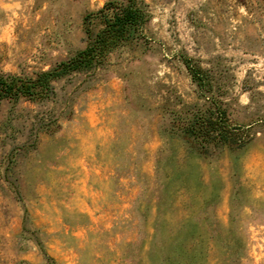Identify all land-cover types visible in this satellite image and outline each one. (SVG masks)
<instances>
[{
    "label": "rangeland",
    "instance_id": "1",
    "mask_svg": "<svg viewBox=\"0 0 264 264\" xmlns=\"http://www.w3.org/2000/svg\"><path fill=\"white\" fill-rule=\"evenodd\" d=\"M106 1L0 0V72L83 49ZM144 2V41L0 102V264H264V0ZM220 112L225 144L186 132Z\"/></svg>",
    "mask_w": 264,
    "mask_h": 264
},
{
    "label": "trees",
    "instance_id": "2",
    "mask_svg": "<svg viewBox=\"0 0 264 264\" xmlns=\"http://www.w3.org/2000/svg\"><path fill=\"white\" fill-rule=\"evenodd\" d=\"M150 20L144 0H107L100 9L88 12L82 19L86 46L52 68L32 76L0 72V102L13 103L20 99L41 102L53 94L52 82L73 71H88L104 63L107 56L119 47L138 44L146 37L145 25ZM186 67L201 88L206 85L205 72L186 60ZM202 123V124H199ZM229 128L223 112L205 120L189 121L186 132L202 143L228 141Z\"/></svg>",
    "mask_w": 264,
    "mask_h": 264
}]
</instances>
